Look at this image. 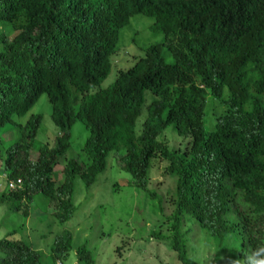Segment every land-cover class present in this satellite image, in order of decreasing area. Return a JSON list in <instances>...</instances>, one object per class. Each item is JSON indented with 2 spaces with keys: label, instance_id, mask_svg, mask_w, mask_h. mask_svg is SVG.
<instances>
[{
  "label": "trees",
  "instance_id": "obj_1",
  "mask_svg": "<svg viewBox=\"0 0 264 264\" xmlns=\"http://www.w3.org/2000/svg\"><path fill=\"white\" fill-rule=\"evenodd\" d=\"M136 14L154 20L149 29L163 42L148 45L100 88L119 31ZM0 28L8 31H0V134L7 125L18 129L2 166L8 180H22V189L0 192V206L27 218L41 194L66 222L76 179L91 187L115 152L134 190L163 213V199L147 185L154 163L164 161L173 181L166 194L170 236H152L169 238L181 264H195L181 231L183 222H194L208 238L239 241L235 264L264 260V0H0ZM42 94L58 133L31 160L42 117L25 125L13 118ZM208 100L224 110L206 109ZM77 120L88 131L82 156L67 160L56 184L53 170L71 147ZM169 127L177 146L163 138ZM13 232L0 239V264H56L73 248L69 232L54 239L48 256L11 240ZM74 252L93 263L84 245Z\"/></svg>",
  "mask_w": 264,
  "mask_h": 264
},
{
  "label": "rangeland",
  "instance_id": "obj_2",
  "mask_svg": "<svg viewBox=\"0 0 264 264\" xmlns=\"http://www.w3.org/2000/svg\"><path fill=\"white\" fill-rule=\"evenodd\" d=\"M153 22L152 18L136 14L131 17L129 24L119 31L111 70L101 82L100 88L112 84L120 70L131 67L136 59L143 55L148 45L163 42L162 34L150 31L149 27ZM0 31L8 33L4 28L3 30L0 28ZM164 55L166 61L170 63L172 61L170 55L166 52ZM208 101L206 109L211 105L214 114L218 115L224 110L217 101ZM35 114H40L42 120L36 135L35 146L29 156L31 160L37 157L36 147L46 144L50 148L58 133L51 120V105L45 94L39 97L23 117H14L16 121L14 124L25 125L29 117ZM214 116L211 117L214 119ZM144 117L145 111L139 120ZM206 128L210 129L208 114ZM167 132L170 133L163 135L164 140H168L169 145L177 146L181 142L180 138L171 133L170 127ZM87 136L88 131L83 124L78 120L75 121L71 128V147L59 159L53 170V179L56 184H60L65 178L62 170L67 160L82 156V147ZM17 137L16 126L11 124L2 128L0 192L4 190L7 179V171L4 170L2 163L5 160L7 148ZM161 138L162 136L159 139ZM115 154L113 152L108 156L105 171L98 175L91 187L86 188L79 178L76 179L72 198L74 212L66 222L57 221L41 194H35L33 203L28 205L27 218H24L20 212H13L6 205H1L0 239L8 232L15 231L14 236L9 237L11 240L29 243L48 256L54 239L64 232H69L72 236L73 248L66 257L57 260L56 264H84L77 260L74 252L75 247L81 245L91 252L92 264H181L176 253L171 249L169 238L165 240L152 236V233L170 236L165 217L169 214L166 194L171 191L173 181L164 172L166 163L164 161L154 163L147 185L149 190L163 199L162 213L159 207L147 202L149 198L145 193L134 190L130 184V175L119 167ZM181 231L184 235L188 259L195 264H235L234 261H237V258L233 259V256L237 255L239 241L233 244L208 238L194 222H183Z\"/></svg>",
  "mask_w": 264,
  "mask_h": 264
},
{
  "label": "clouds",
  "instance_id": "obj_3",
  "mask_svg": "<svg viewBox=\"0 0 264 264\" xmlns=\"http://www.w3.org/2000/svg\"><path fill=\"white\" fill-rule=\"evenodd\" d=\"M111 61H112V58H111ZM11 184L13 186H10ZM5 188H7L8 190H20V189H22V180L20 178L16 179L15 181L6 179ZM20 213L22 214L21 211H20ZM260 251H264V249H260ZM259 264H264V260L259 261Z\"/></svg>",
  "mask_w": 264,
  "mask_h": 264
},
{
  "label": "built area",
  "instance_id": "obj_4",
  "mask_svg": "<svg viewBox=\"0 0 264 264\" xmlns=\"http://www.w3.org/2000/svg\"><path fill=\"white\" fill-rule=\"evenodd\" d=\"M10 186H13L12 184Z\"/></svg>",
  "mask_w": 264,
  "mask_h": 264
}]
</instances>
